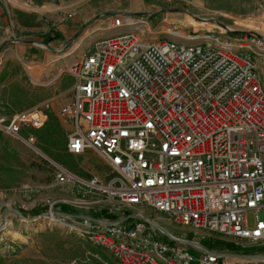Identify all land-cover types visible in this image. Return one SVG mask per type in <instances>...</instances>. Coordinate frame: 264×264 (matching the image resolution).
Segmentation results:
<instances>
[{"label":"built area","instance_id":"obj_1","mask_svg":"<svg viewBox=\"0 0 264 264\" xmlns=\"http://www.w3.org/2000/svg\"><path fill=\"white\" fill-rule=\"evenodd\" d=\"M147 17H106L101 30L110 33L61 69L74 78L58 108L71 127L66 150L97 152L107 171L103 179L81 177L57 165L55 182L97 194L94 205L122 215L74 216L52 203L32 218L12 210L40 230L76 231L119 264H264L263 254L244 247L264 244V41L212 23L168 26L166 38L145 42L139 34ZM4 105L0 90V132L33 144L48 104L12 113ZM146 207L193 237L163 228ZM11 226L2 215L0 230Z\"/></svg>","mask_w":264,"mask_h":264},{"label":"rangeland","instance_id":"obj_2","mask_svg":"<svg viewBox=\"0 0 264 264\" xmlns=\"http://www.w3.org/2000/svg\"><path fill=\"white\" fill-rule=\"evenodd\" d=\"M0 1L3 10L9 15V18L7 14L0 18L1 66L3 64L1 54L5 50H16L23 40L37 38V34L42 32L41 29L46 28L53 20L58 24L79 21L81 25L75 37L80 33H82L80 37L83 36L84 29L93 26L96 27L93 34L103 32L101 30L103 20L110 15L123 12L117 9H120L127 0H34L38 6L34 4L36 2ZM42 1L46 3L41 5ZM145 2L151 6L150 14L156 15L151 19L150 14H137L148 15V23L144 25L146 27L144 30L149 32V36L155 34L156 25L165 24L164 31L160 34L163 35L161 40L166 37L164 32L168 26L187 30L192 26L206 28L216 23L248 31L255 36L259 35L261 38L259 39L264 41V0H145ZM70 11L75 12V15L65 19ZM37 15L47 20L37 18ZM87 34L88 37L92 35L89 30ZM85 48V52H88L89 47ZM57 58L50 55V60L45 64L44 76L37 73L32 64H28L30 79L23 75V72L19 79L16 72L18 66L8 62L12 74L8 79L10 90L4 98L5 111L17 112L37 104H48L49 107L45 112L47 120L44 126L35 132L36 140L33 144L26 143L23 137H13L0 132V217L7 214V218L12 221L11 227L0 230V264H119L107 249L91 245L76 231L53 224H44L40 230L36 228V224L20 221L19 216L13 211H18L26 218H32L39 213L33 214L30 210L44 207L45 211L51 203L54 211L62 212L58 206L66 204L78 215L88 214L91 209L111 208L109 204L94 205L92 201L96 197H101L97 194L81 190L71 183L55 182L57 165L66 166L81 177L94 175L103 179L107 171L105 162L97 152L88 150L77 156L69 154L66 150L71 127L58 108L63 96L65 94L68 96L71 92L74 78L61 71L65 67L63 64L68 63L62 60L54 62ZM6 72H3L2 78ZM87 108V104H83V110L86 111ZM145 213L170 232L186 234L188 238L193 237L192 232L172 223L166 215L156 213L148 207ZM247 219L248 223L252 224L253 215L249 214ZM6 221H2L5 223L4 226H9V221ZM201 243L208 248L222 249L218 243L206 240H202ZM244 247L252 253L264 255V244L247 243ZM190 251L196 253L191 249Z\"/></svg>","mask_w":264,"mask_h":264},{"label":"crops","instance_id":"obj_3","mask_svg":"<svg viewBox=\"0 0 264 264\" xmlns=\"http://www.w3.org/2000/svg\"><path fill=\"white\" fill-rule=\"evenodd\" d=\"M18 1H21V2L28 1L31 3L36 2L34 4H37L38 6L37 1H34V0H18ZM45 3L46 2L43 3L42 1L41 5ZM150 7L151 6L148 5L147 2H145V0H127L126 2H124V4L121 5L120 9H117V10H120L123 12L150 14L151 13ZM0 12H1L0 18H2L5 14H7V17L9 18L8 12L3 10L1 1H0ZM36 17L37 18L39 17V19L42 18V16H38V15ZM44 20H47V19H44ZM80 25L81 24H79V21L78 22L75 21L72 23L69 22V23L58 24L55 20H53L50 23V25H47L46 28L41 29L42 32L40 34H37L38 35L37 38H33V39L30 38V39L23 40V42L19 44L20 46L16 47V50H5L1 54V58H3L2 59L3 64L0 66V90L2 91L3 99L6 98L10 90L8 87L9 85L8 79H9L10 74L12 73H10L8 62H11L12 64H15L16 66H18V70L16 72H18L19 74L17 75L18 77H20L19 79H21L22 77V72H23V75H26L27 77H29L28 79L31 78L30 74L27 71L28 64H32V66L37 71V73L44 76L45 64L48 60H50V55L58 57L57 59H54V62H57L58 60H62L63 62H67L68 64H70L74 60L81 58L86 53L85 47L88 46V44L94 38H96L97 36L101 34L104 35V34L110 33L107 31H103L101 33L93 34L96 28L95 26H93L89 29L85 28L84 29L85 32L83 36L80 37V34H82L80 33L79 35L75 37V35L79 31L78 29ZM164 27H165V24L156 25L155 34L150 35V36H149V32H147V30H144L143 33L139 34L140 38L145 42L157 41L161 37H163V35H160V34L163 33ZM145 28L146 27H144V29ZM88 30L92 34L89 37L87 34ZM116 31H121V30L119 29ZM54 35H59V38L50 40V38ZM83 38H86V40L84 41ZM40 39L42 40L38 41ZM37 44H43L45 48H42L38 46ZM57 64L59 65V63ZM66 65L63 64V67ZM3 72H6L4 78L1 77L3 75ZM41 75L39 77H41ZM30 82H33V81H30ZM92 210H96V209H91L88 214H83V215L99 216V215L92 214L91 213ZM70 214L74 216H83V215H78L77 213L73 212V208Z\"/></svg>","mask_w":264,"mask_h":264},{"label":"trees","instance_id":"obj_4","mask_svg":"<svg viewBox=\"0 0 264 264\" xmlns=\"http://www.w3.org/2000/svg\"><path fill=\"white\" fill-rule=\"evenodd\" d=\"M154 15H156V13L150 14V18L152 19L154 17ZM57 38H59V35H54L50 38V40L51 39H57ZM43 209H44V207H36V208H33L32 210H30V212L33 214H38V213L44 211ZM58 209L62 212H65V213H70L72 211V208H70V206H68L66 204H59ZM91 213L105 217L107 219H116L122 215L118 211L108 210L105 208L100 209V210H92ZM228 246H231V245H228Z\"/></svg>","mask_w":264,"mask_h":264},{"label":"bare ground","instance_id":"obj_5","mask_svg":"<svg viewBox=\"0 0 264 264\" xmlns=\"http://www.w3.org/2000/svg\"><path fill=\"white\" fill-rule=\"evenodd\" d=\"M6 222H7V221H6ZM4 225H5V223L2 222L1 226H4Z\"/></svg>","mask_w":264,"mask_h":264},{"label":"water","instance_id":"obj_6","mask_svg":"<svg viewBox=\"0 0 264 264\" xmlns=\"http://www.w3.org/2000/svg\"><path fill=\"white\" fill-rule=\"evenodd\" d=\"M258 38H260V36L259 35H256ZM261 39V38H260Z\"/></svg>","mask_w":264,"mask_h":264}]
</instances>
